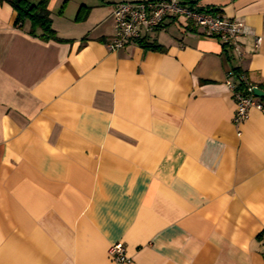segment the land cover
Wrapping results in <instances>:
<instances>
[{
	"label": "crops",
	"instance_id": "crops-1",
	"mask_svg": "<svg viewBox=\"0 0 264 264\" xmlns=\"http://www.w3.org/2000/svg\"><path fill=\"white\" fill-rule=\"evenodd\" d=\"M118 2L49 0L44 39L0 1V264H264V111L225 83L264 85V0H188L242 60L183 18L110 50Z\"/></svg>",
	"mask_w": 264,
	"mask_h": 264
},
{
	"label": "built area",
	"instance_id": "built-area-1",
	"mask_svg": "<svg viewBox=\"0 0 264 264\" xmlns=\"http://www.w3.org/2000/svg\"><path fill=\"white\" fill-rule=\"evenodd\" d=\"M114 34L108 42L110 50H116L129 43L149 40L152 34L162 30L168 19L183 18L192 26L200 29L204 35L215 38L232 57L242 60L241 37L252 34L249 27L243 22L222 17L213 8H198L186 0H141L120 1L111 13ZM261 41L259 36L254 37V45ZM233 71L227 74L225 83L232 91L235 109L233 121L241 123L247 120L250 108L263 110L262 104L253 93V86L245 74L241 79L246 82V93L236 89ZM264 239V233H263ZM108 256L112 264H127L131 261L126 254L124 245L115 242L108 248Z\"/></svg>",
	"mask_w": 264,
	"mask_h": 264
},
{
	"label": "trees",
	"instance_id": "trees-1",
	"mask_svg": "<svg viewBox=\"0 0 264 264\" xmlns=\"http://www.w3.org/2000/svg\"><path fill=\"white\" fill-rule=\"evenodd\" d=\"M7 2L16 11L15 24L21 25L24 21H29L31 35H34L37 30H40L44 39L55 37V32L51 27V19L47 4L49 0H0ZM188 2V0H186ZM191 4V3H190ZM82 16L78 15V18ZM143 48L150 50L163 51L164 48L155 43V41L142 40L138 42ZM235 76L236 89L241 93H246V82L241 79V74L245 71L239 67L233 68ZM250 82V81H249ZM251 83V82H250ZM252 84V83H251ZM253 85V84H252ZM264 92V85H253ZM264 111V96L259 99Z\"/></svg>",
	"mask_w": 264,
	"mask_h": 264
},
{
	"label": "water",
	"instance_id": "water-1",
	"mask_svg": "<svg viewBox=\"0 0 264 264\" xmlns=\"http://www.w3.org/2000/svg\"><path fill=\"white\" fill-rule=\"evenodd\" d=\"M253 93H254L255 96H257L259 98L264 96V92L262 90H260L259 88H257V87L253 88Z\"/></svg>",
	"mask_w": 264,
	"mask_h": 264
},
{
	"label": "rangeland",
	"instance_id": "rangeland-1",
	"mask_svg": "<svg viewBox=\"0 0 264 264\" xmlns=\"http://www.w3.org/2000/svg\"><path fill=\"white\" fill-rule=\"evenodd\" d=\"M116 1H122V0H116ZM169 31H172L171 29H169Z\"/></svg>",
	"mask_w": 264,
	"mask_h": 264
}]
</instances>
